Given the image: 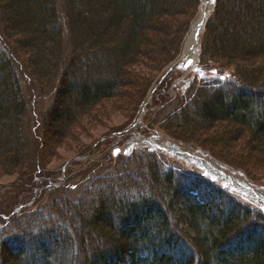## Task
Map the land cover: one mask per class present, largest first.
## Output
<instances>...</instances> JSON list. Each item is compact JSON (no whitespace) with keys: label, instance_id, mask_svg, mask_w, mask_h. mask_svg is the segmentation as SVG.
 <instances>
[{"label":"trees","instance_id":"obj_1","mask_svg":"<svg viewBox=\"0 0 264 264\" xmlns=\"http://www.w3.org/2000/svg\"><path fill=\"white\" fill-rule=\"evenodd\" d=\"M199 4L0 0V176L27 172L38 150L39 168L48 166L108 106L128 108L142 90L144 98L151 83L143 69L169 66ZM201 51L202 62L235 71L193 82L162 129L184 144L209 138L213 152L235 154L245 172L249 164L264 169V0H216ZM19 68L49 101L38 148ZM117 162V170L61 188L69 194L48 211L2 220L0 264H264L258 207L161 152L137 149Z\"/></svg>","mask_w":264,"mask_h":264},{"label":"rangeland","instance_id":"obj_2","mask_svg":"<svg viewBox=\"0 0 264 264\" xmlns=\"http://www.w3.org/2000/svg\"><path fill=\"white\" fill-rule=\"evenodd\" d=\"M203 1L204 0H200L197 14L190 23L179 53L169 66L172 63L179 62L184 51L185 42L188 38L187 35L192 29ZM210 1L213 2V0ZM215 1L216 0H214V2ZM212 11L213 8L210 15ZM203 33L204 29L198 40V59L196 62H191L189 68H186L184 65H178L176 68L171 69L172 72L168 77H165L166 75H164V72L169 69V66L165 67L161 72L143 69L144 79L151 83L144 98H142L144 95V91L142 90L138 95L135 93L137 96L135 98L133 97L135 102L134 100L133 102L131 101L132 104H130L128 108L125 107L118 110L116 105L111 104L112 106H110V108L108 106L106 115L88 127L85 133L79 135L78 140L70 141L68 144L66 143V146L56 149L54 151L55 155L51 157V163L48 166L39 168L40 154L38 150L33 157L30 166L31 169L27 170V172L22 173V175L10 177L0 176V225L4 224L3 221H9L11 216L22 210H24V212L37 210L48 211V207L53 201L69 194L61 191L63 188L71 189L81 185L90 176L95 178L106 170H117L118 157L126 156H124L122 152L114 156V151L118 148L122 149L127 143L133 141V139L137 137L142 140L158 138L176 146H180L191 154H201L219 164L227 173L237 174L238 177L244 178L255 188L264 190V169L261 168V165L257 164L253 166L249 164L250 169L248 172H245L241 168V160L236 157L235 154H230L233 156L231 158L227 150L216 146L215 148L213 147V152L212 146L209 144L212 141L209 140V138L204 137L202 140H198L200 142L194 140V142L184 144L169 137L168 131L161 127V124L164 122L163 119L177 104L176 100L184 98L193 82L201 80L207 82L216 80L225 81L227 77L235 71L234 67L223 68L220 64H215L210 61H201V39ZM18 72L23 82L24 92L27 96V121L30 137H34L35 139H33V142H36L40 134L39 122L41 121V116L46 110L49 101L39 94V91H37L35 84L29 79L26 71L19 68ZM166 100L167 102H165ZM37 143L38 142H36V145L34 143L36 148H38ZM136 147L137 149L163 153L171 163L182 165L189 171L218 183L224 189L242 197L243 200L258 207L264 212V207L260 203L241 196L238 192L233 191L230 185L225 184L223 181L210 178L205 171L187 162L185 159L178 158L160 148L150 145ZM82 148L90 149L87 154L76 157L78 150ZM263 154L264 147L261 145L257 156L260 157ZM32 175H37V177L31 178ZM43 180H45L47 185L41 187L43 184L41 181ZM37 182L41 185L37 186ZM73 195L70 194V196ZM30 196L32 197L29 199Z\"/></svg>","mask_w":264,"mask_h":264},{"label":"bare ground","instance_id":"obj_3","mask_svg":"<svg viewBox=\"0 0 264 264\" xmlns=\"http://www.w3.org/2000/svg\"><path fill=\"white\" fill-rule=\"evenodd\" d=\"M213 8V2L204 0L199 8L196 20L193 23L191 32L185 42L184 51L181 55L179 62L180 66L186 63L196 62L199 54L198 39L204 29V24L208 19L210 12ZM194 66V65H193ZM132 145L142 144L150 145L152 147H159L168 153L177 156L178 158L185 159L187 162L196 165L199 169L205 171L214 179H219L225 184L238 189L241 193L256 200L264 207V190L255 188L250 185L244 178L238 177L237 174L227 173L223 167L213 162L208 157L201 154H191L185 151L182 147L176 146L170 142L161 139L142 140L140 138L134 139Z\"/></svg>","mask_w":264,"mask_h":264},{"label":"water","instance_id":"obj_4","mask_svg":"<svg viewBox=\"0 0 264 264\" xmlns=\"http://www.w3.org/2000/svg\"><path fill=\"white\" fill-rule=\"evenodd\" d=\"M215 5H216V1L213 3V9H214ZM206 23H207V20H206V22H205V24H204V28H205V26H206ZM190 32H191V31H189L187 37L189 36ZM198 40H199V39H198ZM178 65H180V62H178V63H172V64L169 66V69L176 68ZM190 65H191L190 63H186V64H185V67H186V68H189ZM139 146H145V145L140 144ZM134 150H135L134 146H133L132 144L128 143V144H126V146L124 147L123 154H124L125 156H130V155L134 152ZM166 152H167V151H166ZM120 153H121V150H120V149H119V153H117V151L115 150V151H114V156H117V155L120 154ZM212 178H213V177H212ZM231 188H232L233 191L238 192L240 195L245 196V197H247V198H251V197L246 196V195H244L243 193H241L238 189H236V188H234V187H231ZM251 199L254 200V201H256V200L253 199V198H251Z\"/></svg>","mask_w":264,"mask_h":264},{"label":"snow or ice","instance_id":"obj_5","mask_svg":"<svg viewBox=\"0 0 264 264\" xmlns=\"http://www.w3.org/2000/svg\"><path fill=\"white\" fill-rule=\"evenodd\" d=\"M213 2H214V0H213ZM116 151H117V153H119V149H117Z\"/></svg>","mask_w":264,"mask_h":264}]
</instances>
